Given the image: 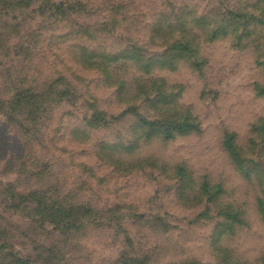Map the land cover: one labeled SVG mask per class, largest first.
I'll return each instance as SVG.
<instances>
[{
	"label": "rangeland",
	"instance_id": "obj_1",
	"mask_svg": "<svg viewBox=\"0 0 264 264\" xmlns=\"http://www.w3.org/2000/svg\"><path fill=\"white\" fill-rule=\"evenodd\" d=\"M255 1L55 0L66 4L56 9L41 0H0V99L9 102L0 108V264H48L47 254L51 264H130L135 257L145 264H221L211 237L227 216L199 189L204 179L221 185L223 200L245 219L221 244L245 264H264L261 182L241 177L224 145L229 132L247 147L253 125L264 122L257 87L264 84V27H248L255 33L249 49L232 35L208 36L226 20L225 6L245 15ZM198 19L208 26L197 30ZM133 49L145 61L165 54L174 60L153 75L177 87L179 105L198 128L168 142L141 140L132 154H110L103 143L135 137V119L120 118L127 105L116 81L127 75L107 78L114 57ZM135 105L149 111L147 103ZM257 156L247 158L261 162L264 174V152ZM142 159L157 163L144 168ZM178 166L195 180L185 200ZM43 209L71 219L59 227L43 223Z\"/></svg>",
	"mask_w": 264,
	"mask_h": 264
},
{
	"label": "trees",
	"instance_id": "obj_2",
	"mask_svg": "<svg viewBox=\"0 0 264 264\" xmlns=\"http://www.w3.org/2000/svg\"><path fill=\"white\" fill-rule=\"evenodd\" d=\"M46 1L47 5L54 7L56 9H60L66 4L64 2L56 3L53 0H41V2ZM34 0H29V5H32ZM65 4V5H64ZM250 4V3H249ZM253 6L252 15L247 14V12L242 14V12L238 11L236 8H233V11H228L227 6H225L224 13L226 15V20L219 23V28H217L214 32L209 30V37H220L218 35H226L227 37L232 35L234 36V42L236 46H243L244 49H249L250 45L255 40H252L253 35L249 31L248 27H252L255 29L257 22L258 24L262 23L263 26L258 32L263 31L264 27V0H256L251 4ZM262 6V8H261ZM256 13H260L259 15L262 17H255ZM191 13H186L184 15L185 18ZM243 20V21H242ZM198 25H200L197 30L206 28L208 24H205L198 19ZM218 27V26H217ZM259 39V38H258ZM135 51L122 53L120 55H116L114 57L115 65H110L109 72L107 75L109 81L113 80V74L118 78V74L127 75L126 78H118L117 85L119 89H121L120 98L123 99L127 108L122 112L120 118L133 117L135 122L132 125V129L134 130V135L132 141L130 142H121V143H103L101 145V149L105 152H128V154H132L136 152V149L139 148V144L141 140H160L162 142H168L170 140L175 139L177 135H186L191 133L195 128H198V123L196 122V117L192 114V112L183 108L179 105L178 96L173 93V88H177L175 86H170L164 79L155 78L153 75V70L159 69L163 70L168 67H173L174 60L170 59L166 62L167 57L166 54L162 55V57H157L156 60H148L141 58L138 54V50L133 49ZM181 49L173 48V53H180ZM184 50L189 51L191 55L194 53L190 49V45H185ZM260 53V52H259ZM264 53V52H263ZM170 58V57H169ZM259 60V66L264 69V56L262 54ZM179 60H186V62L197 70H201L200 64L196 61H192L190 58L183 59L179 58ZM124 62L123 65H118L121 62ZM256 62L258 60L256 59ZM113 63V62H112ZM117 65V66H116ZM112 66V68H111ZM122 71V72H121ZM259 88V95L264 96V84L262 86L257 85ZM22 94L16 95V100L18 97L22 96ZM23 101H26L24 97H21ZM126 100L128 102H126ZM10 101V100H9ZM18 102V101H17ZM147 103L149 111L145 113V115L141 114L138 110V107L135 103ZM8 100L0 99V108L6 107L8 104ZM150 112H153L151 115ZM106 114L100 111H95L94 118H97L101 123L106 122ZM119 118V117H117ZM116 117L108 118L111 120L117 119ZM225 141L224 145L227 151V154L235 166L238 174L247 179V182L251 184L258 185L260 182V189L262 195L259 196L258 199V212L259 216L264 223V182L263 180V171L261 162H257V160L251 158H247L249 155H259L260 152H264V122H258L254 124L251 129V138L249 137L247 142V147H243L238 139L237 134L235 133H225ZM257 140L261 141V144L257 142ZM140 165H144V168L151 166L157 161L149 159L138 162ZM134 168V167H133ZM133 168H130L133 169ZM143 168V169H144ZM123 170V171H130ZM174 173L177 174L179 178L186 181L185 185H182L178 191L181 192L182 198L184 196V200L188 198V193L190 189L195 188V180L192 178L190 171L184 166H178L174 169ZM187 176V177H186ZM199 185V186H198ZM196 186L199 187L200 190L205 191L206 196H208V201H212L216 204V208L219 213L227 216V225L222 226V224L217 225V231L211 237V246L215 251V254L222 258L220 260L221 264H245L244 262L237 260L233 257V253L231 250L227 249L221 244L222 238L226 237L228 233L232 235L235 231L236 225H241L245 223V219L242 217L243 212L234 207L232 204H228L223 200L224 189L221 185H212L210 182L204 179L201 184ZM188 188H190L188 190ZM188 190V191H187ZM201 197V196H200ZM200 197L197 198L199 202ZM38 211V210H37ZM44 214L43 223H50L55 227H59L61 222L66 221L68 218L66 212L59 211V214L54 210L53 212L45 211V209L41 210ZM89 212V210H87ZM238 215H241L239 217ZM222 226V227H221ZM221 227V228H220ZM225 227V228H224ZM72 228V227H71ZM220 228V229H219ZM45 256V260L48 261V264L53 263L54 257L47 254ZM26 259V258H25ZM24 258H16L15 264H28L30 260H25ZM146 259L135 257L132 259L130 264H145ZM134 262V263H133ZM264 263V260H263ZM191 264H197L195 262Z\"/></svg>",
	"mask_w": 264,
	"mask_h": 264
}]
</instances>
